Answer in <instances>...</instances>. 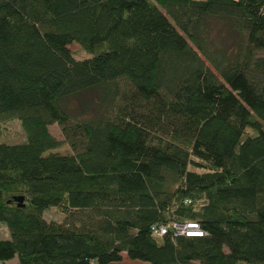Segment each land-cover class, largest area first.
I'll return each instance as SVG.
<instances>
[{"label":"trees","instance_id":"1","mask_svg":"<svg viewBox=\"0 0 264 264\" xmlns=\"http://www.w3.org/2000/svg\"><path fill=\"white\" fill-rule=\"evenodd\" d=\"M88 91L79 114L68 101ZM12 118L0 260L264 264V0H0ZM52 123L70 152L51 150ZM173 219L206 233L153 232Z\"/></svg>","mask_w":264,"mask_h":264},{"label":"rangeland","instance_id":"2","mask_svg":"<svg viewBox=\"0 0 264 264\" xmlns=\"http://www.w3.org/2000/svg\"><path fill=\"white\" fill-rule=\"evenodd\" d=\"M133 38L134 36L131 34L128 36H123L122 38H117L116 40L119 42H124L126 39V40H129L128 43H130L133 40ZM128 43L124 42V43L119 44L118 46L123 45V44H128ZM68 47L73 52L74 56L77 58H82V57L89 56L92 54L91 51L83 48L81 44L76 41H72L68 43ZM94 100H95V94L91 91H88V92H85L84 95L81 94L77 97L76 96L70 97L68 102L71 105V107L75 108L77 113L80 114L83 108H86V110L82 113H90L92 111L91 107L88 108L84 102L87 101V103L89 102L92 103L94 102ZM48 128H49V131L56 138L60 139L62 142V144L57 145L51 150L60 151V152H70L71 148L69 144L64 141V136L61 132L60 126L57 123H52L48 126ZM24 139H25V132L21 126L19 119L12 118V119H9L7 121L0 123V142L12 143V142L23 141ZM44 216L47 219H55L59 221L65 218V215L59 212L55 207L45 209ZM71 218H73L74 220H78V218L74 215H72ZM2 224L4 225L3 229H6L4 230V234H6L8 238L10 236L9 229L4 222L0 221V225ZM4 234L0 236H5Z\"/></svg>","mask_w":264,"mask_h":264},{"label":"built area","instance_id":"3","mask_svg":"<svg viewBox=\"0 0 264 264\" xmlns=\"http://www.w3.org/2000/svg\"><path fill=\"white\" fill-rule=\"evenodd\" d=\"M152 230L156 234H163L168 231L183 235H203L206 233L197 221L178 219H173L168 223L153 224ZM0 264H3L2 260H0Z\"/></svg>","mask_w":264,"mask_h":264},{"label":"crops","instance_id":"4","mask_svg":"<svg viewBox=\"0 0 264 264\" xmlns=\"http://www.w3.org/2000/svg\"><path fill=\"white\" fill-rule=\"evenodd\" d=\"M3 226H4L3 224L0 225V235H3L4 234V230H6V229H3ZM4 235L5 236H0V237L7 238L6 234H4ZM3 264H20V262H19L18 257L15 255V256L11 257L10 259L3 260Z\"/></svg>","mask_w":264,"mask_h":264},{"label":"water","instance_id":"5","mask_svg":"<svg viewBox=\"0 0 264 264\" xmlns=\"http://www.w3.org/2000/svg\"><path fill=\"white\" fill-rule=\"evenodd\" d=\"M14 199L19 201V200H22V196L18 197V196H14Z\"/></svg>","mask_w":264,"mask_h":264}]
</instances>
